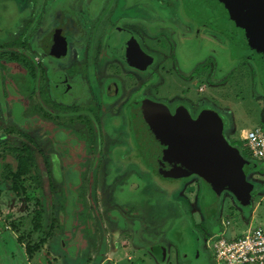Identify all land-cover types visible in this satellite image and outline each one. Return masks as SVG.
I'll list each match as a JSON object with an SVG mask.
<instances>
[{
  "label": "rangeland",
  "instance_id": "1",
  "mask_svg": "<svg viewBox=\"0 0 264 264\" xmlns=\"http://www.w3.org/2000/svg\"><path fill=\"white\" fill-rule=\"evenodd\" d=\"M177 1L180 2V0ZM179 10L181 11V2ZM180 15L184 17L181 12ZM184 23H188L187 25L193 28L190 22ZM181 27L182 30L188 28L184 25ZM9 32L8 28L2 34L0 33V252L7 253L8 249L12 248L15 255L10 259L6 256L0 257L1 264H65L70 257L69 249H64L66 252L55 259L44 254L38 263L35 256L29 263L24 251L28 243L34 244L46 234L54 236L55 233L62 236L58 238V244L65 248L80 240L82 242L80 250L76 249V253L89 263L94 259V255L89 251L90 244L100 241V244L103 242L101 245L103 250L107 247L104 244L107 237L102 233L104 229L102 225L106 223L111 229L114 228L117 225L114 221L115 216L119 218V221L116 219L119 225L127 226L132 230L135 238L134 241H130V238L119 237V244L130 247L128 255L133 256L130 259L132 261L125 259L123 264H183L178 258L177 249L167 240L166 233L170 229L171 222L173 223L180 215H186V212L182 211L188 204L184 201L185 198L190 197L196 203L198 202L200 193L203 191L200 178L189 179L180 191L168 198L164 190H160V187L157 188V184L152 182L150 176L142 174L144 184L138 192L137 200L122 201L127 195V173L114 166L113 171L110 169L112 163L108 151L110 145L106 148L107 150L98 153L92 151L91 139L85 137V144L81 137L80 143L76 145L55 143L56 147L61 145L64 151L50 152L42 134L41 115L30 117L28 112L27 56L23 54L22 39H5V35ZM193 34L180 33L178 36L182 50L177 53V59L180 61L181 55L182 62L186 65L183 70L188 66L184 56L189 54L190 58H193L203 47H206L207 41L201 37L200 40L206 41L201 43L194 38ZM216 46L219 48V45ZM209 56H213L218 67V58L212 54ZM202 59L198 61L199 63L191 64L194 72L190 79L182 82L175 78L173 83L180 85L182 82V85L189 89V93L198 99V102L213 97L214 102L210 104L219 109L217 111L222 114L220 115L225 125L231 124L230 129L238 136H241L243 129H254L256 126L264 128V96L259 91L256 69L252 62L241 59L235 67L223 75L219 74L220 77L217 78L215 63L206 57L200 64ZM179 73L182 72L179 70ZM201 85H205L206 89L204 93L199 94L198 88ZM215 85L216 88H213ZM37 106L38 104L34 105V107ZM170 108L173 109L172 106ZM38 113L37 111L36 114ZM81 130L86 131L85 127ZM227 130L223 131L225 140L232 146L240 147L243 152L245 143L243 141L234 143L229 135L227 137ZM47 134L52 135V132L49 131ZM26 135L35 139L36 143L29 142ZM25 144L30 146L35 157V165L24 182L27 198L14 195L10 182L2 178L3 169L7 165L13 168L17 165V153L14 149L22 148ZM243 155L254 164L258 162L248 156L246 150ZM47 159L50 164L46 163ZM52 162L57 165L59 163V166L53 167ZM69 166L72 167L68 168ZM132 171H136L133 166L127 172ZM263 172L260 166L250 176L258 188L256 187L255 197L248 199L247 205L242 206L234 198L231 199L236 207V213H233L234 216L230 218L229 230L233 228L237 233L243 234L247 228L243 219L251 218L256 208L261 210L262 214L261 217H256L252 225L258 224L264 227V185L262 187L258 181ZM66 177L67 180H65ZM178 184L162 187L166 191H172ZM222 193V198L229 195L228 190ZM166 198H171V201ZM37 211L40 217L37 216ZM84 227L90 233L83 234L81 231ZM178 227L181 228V233H175L173 238L180 247H184L185 242L193 238L192 226L187 220L186 226L181 223ZM95 230L100 231L101 234L95 235L93 233ZM65 231L69 234H65ZM137 237L138 241H136ZM225 237H230V234ZM156 242H161L166 247L169 256L166 262L152 257L151 246L158 244ZM101 248H98L97 254L102 252ZM56 259L59 263L55 262ZM184 264H200V261L187 260Z\"/></svg>",
  "mask_w": 264,
  "mask_h": 264
},
{
  "label": "flooded vegetation",
  "instance_id": "2",
  "mask_svg": "<svg viewBox=\"0 0 264 264\" xmlns=\"http://www.w3.org/2000/svg\"><path fill=\"white\" fill-rule=\"evenodd\" d=\"M179 6L177 0H0V33L9 28L5 39H22L28 112L41 115L48 150L63 152L55 143L76 145L81 137L85 144V137L91 139L92 151L98 153L110 145V169L127 173L122 201L137 200L142 174L167 196L162 186L199 177L169 174L134 141L133 115L141 106L162 105L192 119L213 109L182 85L194 68L190 57L185 70L178 61V36L192 34L193 28L184 23ZM205 36L220 42L212 32ZM206 57L215 63L219 78L215 59ZM175 78L182 80L180 85L173 83ZM131 166L136 171L127 172Z\"/></svg>",
  "mask_w": 264,
  "mask_h": 264
},
{
  "label": "water",
  "instance_id": "3",
  "mask_svg": "<svg viewBox=\"0 0 264 264\" xmlns=\"http://www.w3.org/2000/svg\"><path fill=\"white\" fill-rule=\"evenodd\" d=\"M180 2L185 21L193 25L194 38L207 41L191 64L215 55L219 73L223 75L241 59H248L256 69L258 88L264 96V0ZM206 31L219 36L220 42L203 35ZM181 50L179 43L178 52ZM189 57V54L184 56L186 64ZM179 62L186 66L181 55ZM140 109L133 115L135 143L169 174L172 171L179 178L199 176L205 211L218 205L224 190L232 191L240 199L246 196L248 182L242 169L245 159L239 148L225 140L223 122L206 114L197 119L181 113L173 115L162 105H145ZM142 114L144 119L139 120L137 115ZM197 241L193 235L185 242L186 250H193V245L198 249Z\"/></svg>",
  "mask_w": 264,
  "mask_h": 264
},
{
  "label": "crops",
  "instance_id": "4",
  "mask_svg": "<svg viewBox=\"0 0 264 264\" xmlns=\"http://www.w3.org/2000/svg\"><path fill=\"white\" fill-rule=\"evenodd\" d=\"M237 63H239V61ZM213 88H216V85L213 86ZM205 89H206L205 85L199 86L198 93L199 94L204 93ZM190 96L194 99V96L192 94H190ZM212 98L211 99L206 98L204 101H206L208 103L209 107L216 109L215 107H213L210 104V102H214V100ZM217 110H219V109H216L215 111L218 112ZM261 120H262V117H261ZM256 121L259 122V120H256ZM251 126L255 127L254 124H251ZM230 128H231V124H228V125H225L224 130L228 129L227 130V137L229 135V137H231L232 141L236 144H238L239 141L244 142L246 132L248 130H250V129H243L241 136H238ZM234 147L240 149V147H238V146H234ZM245 150L248 153V156L253 157L249 153V151L246 147H245ZM245 150H243V152H241L243 158L245 159V163L242 164V169L246 173V178H247V182H248L247 187L248 188H247L246 196L243 199L238 198L235 193L228 190L229 195H226L224 198H222L223 193H221L218 205L215 208H212L207 212V211H205V209L203 208V205H202V191H201L200 197H199L197 203L195 202V200L191 199L190 197L185 198L184 201L187 202L188 204H187L186 209H183L182 211L186 212V215L185 216L180 215V217L176 218L175 220L173 219L174 220L173 223L171 222V225L169 227L170 229L168 228L169 230L166 233V238H167V240H169L170 244L175 246V248L177 249V255H178V258L180 259L181 263L184 264L187 260H194V261H200V264H219L216 261L211 250L207 249V244H206L207 241L214 236L220 237L222 235L223 237H225L228 234H230V237H228L227 239H233V238L240 237L248 230V228L250 226H253L252 224H254L253 221H255L256 217L257 218L261 217L262 211L256 208L255 210H253L251 218H248V217H246L244 219L242 218L244 220L245 224L247 225V228L243 234L237 233V231L234 230L233 228L231 230L228 229V226L231 223L230 218H232L234 216L233 213H236V207L231 202V199L234 198L237 202H240L242 206L247 205L248 199L250 197L252 198L255 195L254 193L256 192V190L258 188L257 184L252 182V180L250 179V176L252 174H254L256 172V170L258 168H260V166L264 170V163L261 160H258V159L253 157L254 159H256L258 161V162H256V164H254V162H252L250 159H247L244 157L243 153L245 152ZM191 178H193V177H191ZM191 178H189V179H191ZM187 181L186 180L182 181L172 191H167L168 196H167V194H165L166 197L169 198V196L172 197L173 195H175L176 192H178L182 189V186L185 185ZM258 181L262 184V187H263V185H264V172L261 174L260 178H258ZM157 188H158V186H157ZM168 198H166V199H168ZM170 199H168V201H171ZM263 214H264V211H263ZM198 215H199V217H198ZM115 218L117 220L119 219L118 216H115ZM116 219L114 221L117 223V225L114 228L112 227V229L106 223L104 225H102L104 227V229L102 230V233H104L107 237L106 243H104L105 246H107V247L104 250L101 248V245L103 242L101 244H100V241L96 244H90L89 251L91 254L94 255V257H93L94 259L91 260V262H89V263L87 260L80 258V254L78 255L76 253V249H78V251L80 250L79 248H80L81 243H82L80 240L77 242L71 243L70 245H68L67 248H65L62 245L58 244V238H60L62 236H59L57 233H55L51 239L47 240L46 243L43 245V247L39 251H37V253H36L37 255L34 254L33 257L34 256L36 257L35 260L38 263L39 262L38 260H42V258L44 257V254L49 255L50 258L55 259L59 255L61 256V253L66 252V251H64V249H66V250L69 249L70 257L67 259V261H65V264H123V261L125 259H127V261H132L130 259H132L133 256L128 255L129 250L131 248L125 247V245H124V247H123V245H120L119 244V242H120L119 237L124 236L125 238H130V241L131 240L134 241L135 240L134 233L132 232V230L129 229V227H127V226L124 227V225L123 226L119 225V222H118L119 220L117 221ZM187 220L190 223V225L192 226V231L194 233V237L196 238V240H198L196 243V245H198V249H195L196 246L194 245V247L191 248L193 250H186L185 246L180 247L178 245V242L173 238L175 233H177V234L181 233V228H179L178 226L181 223H183V226H186ZM105 222H107V220ZM255 225L260 226L258 224H255ZM262 228L264 229V227H262ZM68 231L71 232L70 230H68ZM69 232L65 231V234H69ZM81 232L83 234L90 233L89 231H87V229L85 227L82 228ZM93 233L97 236L99 234H101L100 231H98V230H95ZM83 238H84V236H83ZM141 238H140V240H141ZM138 239L139 238L137 237L136 241H138ZM114 240H115V242H114ZM156 243H158V244H154L153 246H151L152 257L158 261H161V262L165 261L166 262L168 260V257H169L167 250H166V247L163 244H161V242H156ZM99 245H100V247H99ZM98 248H101V250H102V252L100 254H97ZM14 255H15V253H14V250L12 248H9L7 253L0 252L1 258H4L6 256L7 258L10 259ZM1 258H0V264H1ZM32 258H27L29 263H30ZM55 262L59 263L58 259H56Z\"/></svg>",
  "mask_w": 264,
  "mask_h": 264
},
{
  "label": "built area",
  "instance_id": "5",
  "mask_svg": "<svg viewBox=\"0 0 264 264\" xmlns=\"http://www.w3.org/2000/svg\"><path fill=\"white\" fill-rule=\"evenodd\" d=\"M244 143L249 153L264 163V129L248 130ZM207 249L219 264H264V229L253 225L233 239L214 236L207 241Z\"/></svg>",
  "mask_w": 264,
  "mask_h": 264
},
{
  "label": "trees",
  "instance_id": "6",
  "mask_svg": "<svg viewBox=\"0 0 264 264\" xmlns=\"http://www.w3.org/2000/svg\"><path fill=\"white\" fill-rule=\"evenodd\" d=\"M206 115L214 117L218 121L224 123V119L220 115V113L216 112L214 109L209 108L206 112ZM27 140L32 144L35 143L33 139L27 136ZM14 151L17 153V165L13 168L11 165H7L2 172L3 180L10 182L11 190L14 195L18 197H22L27 195L26 187L24 185L25 178L28 174L31 173L33 166L35 165V157L33 155L32 149L28 144L23 145L22 148H15ZM27 198V197H26ZM37 216L40 217L39 212L37 211ZM52 234H46L38 242L31 244L28 243L25 245V252L28 258H32L34 254L39 251L47 240L51 239Z\"/></svg>",
  "mask_w": 264,
  "mask_h": 264
}]
</instances>
